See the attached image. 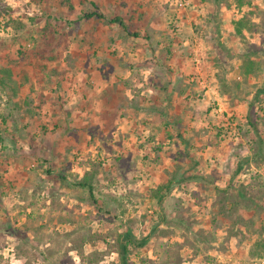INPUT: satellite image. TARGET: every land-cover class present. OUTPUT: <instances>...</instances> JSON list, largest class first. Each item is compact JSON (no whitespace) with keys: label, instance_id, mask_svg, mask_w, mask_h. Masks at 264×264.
Segmentation results:
<instances>
[{"label":"rangeland","instance_id":"obj_1","mask_svg":"<svg viewBox=\"0 0 264 264\" xmlns=\"http://www.w3.org/2000/svg\"><path fill=\"white\" fill-rule=\"evenodd\" d=\"M94 71L81 124L64 86ZM123 244L127 264H264V0H0V264H120Z\"/></svg>","mask_w":264,"mask_h":264},{"label":"crops","instance_id":"obj_2","mask_svg":"<svg viewBox=\"0 0 264 264\" xmlns=\"http://www.w3.org/2000/svg\"><path fill=\"white\" fill-rule=\"evenodd\" d=\"M175 59H176V57H170V59H169V63L171 64V67L173 66L172 65V62L173 61H175ZM180 60V58H177V61H179ZM176 69V68H175ZM77 73V75L78 76H73L72 77V80L70 81V83L69 84H67L66 86H64V90L65 91H67V93L66 94H69L71 97V101L70 102H67V98H65L62 102H64V105L65 104H70V106L69 107H66L65 108V110L68 112H66V115H67V117H70V118H73L74 119V121H76V120H78L77 118H81L82 116V118H85L86 119V121H82V122H80L81 124H87L89 121H90V119H91V117H93V115H94V111H96V110H99V107L96 105V101L94 102V100H95V97H97L96 99H98V100H101L102 98L101 97H99L96 93H95V91H93L92 89H91V87H93V89H95L96 87H97V83H99V81H98V79H97V72L96 71H94V72H92V74L91 75H87L86 73H84V72H76ZM175 73H177V74H180L178 71H175V72H173L172 74H175ZM73 74V73H72ZM100 76V75H99ZM78 78V80H76ZM86 78V79H85ZM108 78V77H107ZM107 78H103V80H104V83H103V85H102V87H100V88H102V89H98V92H100L99 94H101L102 92V90L104 89V88H110V89H106L102 94H106V95H109L110 94V90L112 91V89H113V82L114 81H112L111 80V78L107 81ZM88 79H90V81H88ZM81 82L83 83L84 82V84L86 85V87L84 88L83 86H82V92L81 93H79V92H77L76 90L78 89V84L80 85L81 84ZM108 85L110 86V87H108ZM76 89V90H75ZM86 90V91H85ZM170 92L172 91V89L170 88V90H169ZM68 92H70V93H68ZM112 94L114 93L113 91L111 92ZM60 95H62L63 96V94H61V92L59 93ZM91 96H93V97H91ZM133 96V95H132ZM84 98V99H83ZM82 100V101H81ZM83 100H88V103H89V106H85V108H84V110H83V107H84V104H82V103H80V102H83ZM72 103V104H71ZM78 103H80L79 105L82 107V110L80 109V110H78V112L79 113H77L76 115H75V113H76V111H75V107H76V105H78ZM93 103H95V105H93ZM103 103V102H102ZM101 104V103H100ZM100 106H102V105H100ZM147 109L149 108V107H146ZM137 110H135V109H132V111L133 112H136V113H140V109H138V108H136ZM152 109H154L153 107H152ZM125 110H128V107L126 106L125 107ZM70 111H72V112H70ZM81 111V112H80ZM100 111V110H99ZM132 112V113H133ZM82 115V116H81ZM96 117H98V115L100 116V114L98 113H96ZM137 114H135L134 113V116L132 115V117H135V119H136V116ZM77 118H76V117ZM139 116V115H138ZM57 118H59V116L57 117ZM81 118V119H82ZM120 118H122V120L123 121H121V123H123V124H121V123H119L118 124V126H116L117 127V130H116V132H127L126 131V129H124V127H126L127 125H128V123L126 122V120L128 119V118H125V117H120ZM130 120V119H129ZM72 124H73V122H72ZM146 125H149L150 126V130L151 129H153V131L155 130V128L152 126V124H146Z\"/></svg>","mask_w":264,"mask_h":264},{"label":"trees","instance_id":"obj_3","mask_svg":"<svg viewBox=\"0 0 264 264\" xmlns=\"http://www.w3.org/2000/svg\"><path fill=\"white\" fill-rule=\"evenodd\" d=\"M92 14H93V13H92ZM92 14L87 15V17H91ZM115 20L118 21L119 24H122V22L120 21V18H119V17H116ZM50 58L53 59V57H50ZM77 184H78L79 186H81V187H86V186H88V185L86 184V179H85V177H82V178L78 181ZM146 240H147V237H144L142 243H144ZM127 242H128V243H132L131 239H128ZM120 264H127V247H126L125 244L122 245V252H121V254H120Z\"/></svg>","mask_w":264,"mask_h":264}]
</instances>
